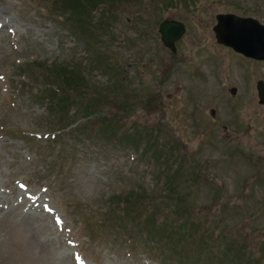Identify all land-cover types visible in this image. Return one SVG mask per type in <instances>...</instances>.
<instances>
[{
	"label": "rangeland",
	"instance_id": "1",
	"mask_svg": "<svg viewBox=\"0 0 264 264\" xmlns=\"http://www.w3.org/2000/svg\"><path fill=\"white\" fill-rule=\"evenodd\" d=\"M66 2L0 0V264H159L143 234L116 226L115 203L137 190L145 205L121 220L125 230L151 226L163 251H183L182 264H217L221 243L236 259L219 264H264V105L252 93L264 65L225 57L213 68L208 53L217 14L261 16L264 0H109L75 16ZM79 18L75 36L64 19ZM168 19L186 28L175 53L158 34ZM71 61L83 85L64 90L67 114L51 115L35 64ZM95 88L84 127L52 141ZM183 223L199 227L200 244Z\"/></svg>",
	"mask_w": 264,
	"mask_h": 264
},
{
	"label": "trees",
	"instance_id": "2",
	"mask_svg": "<svg viewBox=\"0 0 264 264\" xmlns=\"http://www.w3.org/2000/svg\"><path fill=\"white\" fill-rule=\"evenodd\" d=\"M106 2H109V0H67L65 11L67 10V13L75 16V14L76 15L79 14L78 10H80L81 12L85 11L89 5H92L95 3L96 5L93 9L97 10V9H100V8L108 5ZM76 7H77V9H76ZM86 14H87V12H86ZM88 16H89V14H87L85 16V18ZM83 18H84V16H83ZM67 21L71 24L74 32H76V30H81L82 24L84 22H87V19L84 20L82 18H79V19H76V21H74V20H67ZM89 32L92 33L91 30ZM76 33H78V32H76ZM72 64H73V61H71L70 63L67 62V63L53 64V65H51V67H45L42 64L41 65L35 64V65H37L36 69H37L38 74H39L38 77H41V78H43V80H45L46 84L44 81H43V83L45 84V87H47L49 89V93H47L45 100H46V102L49 103V105H53V108L56 109V110L49 112V114H51V115L56 113V114L61 116L62 112H65L67 114L68 113V112H66L67 107H69V105L74 101V98H71V99L66 98L65 97L66 93L64 90L68 89L69 85H74V86H77L79 88L82 87V85H83V82H84V80L82 79L83 74L80 71L78 75L74 76L72 74L73 72L70 71ZM20 69H21V71L26 70V72L33 75L32 68L30 66H26L24 68L21 67ZM22 74L23 73L20 72L17 75L22 76ZM33 76H35V75H33ZM35 77H37V76H35ZM95 89H96V94H87V92H84V93H81L78 95L82 99L88 98L87 100H84V101H82V99L80 100L79 103L81 105L78 106L79 114L81 113V111H83V113H82L83 116H86L88 113H92L91 112V110L93 109L92 105L96 101L95 96L99 95L98 92L100 90L99 88H95ZM72 113H74V111ZM72 119H76V118H72ZM56 127L58 129L55 130V132H60L61 130L64 129L65 125L63 123V119L59 120ZM142 135H144V133H142ZM125 139L128 140V142L133 146L134 151L137 152L135 143H137V140L139 139V135L132 136L129 134L125 137ZM156 152L158 153L159 151L156 150ZM163 183L167 184V180L165 179L163 181ZM140 195H142V196H140ZM144 196H145V194L143 192H139V191L134 192V193L131 192V194L124 197V200L122 203H121V200H118L115 203V205H116L115 208L121 210V212L119 213L120 216L117 218V221H118L117 225H116V226H118L117 229L124 231L127 222H124L121 220H123L125 218H131L130 215H132L135 212L136 213L140 212L139 210L142 209L141 206L145 205V202L143 201V200H145ZM119 204H123V206L118 207ZM188 212H189V210H188ZM103 220L105 221V217L103 218ZM181 226H183L187 230V232L184 234V237L186 238L187 241H191L193 235L198 233V228H196L192 231L191 225H188L187 223H183V224H181ZM103 227L116 229V227L113 223L112 224L106 223L103 225ZM146 231L148 234V238L150 240H152V242L159 243V244L164 243L163 238L159 234L154 233L153 229L151 227L146 229ZM199 234L200 235L196 239L197 244L201 243V241H199L200 238L203 239V234H201V231ZM191 243H193V242H191ZM208 244L210 246V245H213L214 243L211 242ZM196 248H198V247L196 246ZM233 254H234L233 251L227 250L223 256L232 258ZM171 255L177 256L176 260H177V263H179V264H182V262L186 258L185 255L178 254V250L174 249L172 252L170 251L168 254H161L160 255V259L162 260L163 264L168 263V261H170L172 259V258H170ZM225 257H222V259H225ZM215 260H219V258H217Z\"/></svg>",
	"mask_w": 264,
	"mask_h": 264
},
{
	"label": "water",
	"instance_id": "3",
	"mask_svg": "<svg viewBox=\"0 0 264 264\" xmlns=\"http://www.w3.org/2000/svg\"><path fill=\"white\" fill-rule=\"evenodd\" d=\"M217 26L214 28L219 43L232 47L236 52L255 60H264V27L252 25V19H241L232 15H219L216 17ZM251 24V25H250ZM226 28L224 33L222 27ZM230 30V31H229ZM158 32L163 45L170 50H175V42L185 32L182 24L173 20L163 21ZM224 35V36H223ZM260 104L264 103V83L257 85Z\"/></svg>",
	"mask_w": 264,
	"mask_h": 264
},
{
	"label": "flooded vegetation",
	"instance_id": "4",
	"mask_svg": "<svg viewBox=\"0 0 264 264\" xmlns=\"http://www.w3.org/2000/svg\"><path fill=\"white\" fill-rule=\"evenodd\" d=\"M254 1H255L256 5H257L258 0H254ZM233 9H236V8H233ZM238 9H240V8H238ZM238 9L233 10V11H229V12H224V13H230V14L239 16L241 18L252 19L254 21V24H252V25H257L259 27L260 26L264 27V15L261 14V16H255L256 13H254V15L253 14H248V12L246 10H238ZM253 12H255V11H253ZM214 20H215L214 24H213V26L211 28L212 35H210L211 40H212V45L211 46L213 47V49H210V48L208 49V53L213 57L214 63L210 64V66H212L213 68H217V65L220 63V62H217V61L219 60L222 63H224L225 57H228L229 59L230 58H235L234 60H236L239 64H244L245 66H247L246 63H252V64H255V65H264V60H255V59H252V58H248V57H246V56H244L242 54H239V53L235 52L231 47L226 46L224 44L218 43L216 34L214 32V28L217 25L216 16L214 17ZM225 31H226V28L223 26L221 28V32L220 33H224ZM182 37H181V39H182ZM181 39L178 42H176V44H175L176 50L173 53H175L177 51V47L179 45L178 43L181 41ZM251 66H253V65H251ZM187 72L189 73V76L191 78H197V76H198L194 71H191L189 68H187ZM254 75H255V71H254ZM247 81L248 80H246V79L244 80V84L245 85L247 84ZM259 81H263L264 82V78L263 77H258V76H256L254 78V89H253L252 93H255L256 97L258 96V94H257V84H258ZM231 90H235L236 91V89L234 87H232V88H230V90H228L229 94H230ZM257 99H258V97H257ZM210 116H211V118L215 117V111L214 110H210ZM221 128H223L225 131L228 130V127L226 125H221ZM230 140H232V139H230Z\"/></svg>",
	"mask_w": 264,
	"mask_h": 264
}]
</instances>
